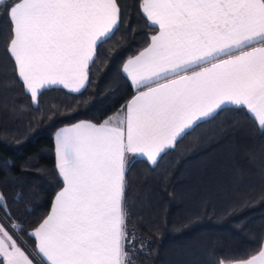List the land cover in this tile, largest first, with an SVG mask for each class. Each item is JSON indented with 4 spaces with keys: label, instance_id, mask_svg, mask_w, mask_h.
I'll list each match as a JSON object with an SVG mask.
<instances>
[{
    "label": "snow or ice",
    "instance_id": "snow-or-ice-1",
    "mask_svg": "<svg viewBox=\"0 0 264 264\" xmlns=\"http://www.w3.org/2000/svg\"><path fill=\"white\" fill-rule=\"evenodd\" d=\"M137 3L153 31L119 69L133 95L116 122L111 116L82 119L54 132L61 186L27 233L35 241L32 250L18 242L22 218L0 191V264H133L130 157L141 154L155 164L186 129L227 104L264 129V0ZM3 14L14 76L35 106L50 86L77 95L86 90L100 46L123 20L120 0H8ZM50 111V120L73 115ZM215 264H264V242L253 253L223 256Z\"/></svg>",
    "mask_w": 264,
    "mask_h": 264
},
{
    "label": "trees",
    "instance_id": "trees-1",
    "mask_svg": "<svg viewBox=\"0 0 264 264\" xmlns=\"http://www.w3.org/2000/svg\"><path fill=\"white\" fill-rule=\"evenodd\" d=\"M7 2L0 4V191L13 215L22 218L25 231L20 227L18 242L32 250L35 241L27 233L48 213L61 186L54 132L118 112L133 95L119 69L146 46L153 30L137 0H120L123 20L100 46L88 88L77 95L47 87L35 106L6 52ZM50 109L73 115L50 120ZM237 121L239 128L233 126ZM130 160L126 200L128 229L137 238L133 264H215L223 256L253 253L264 241V129L237 106H224L194 124L155 164Z\"/></svg>",
    "mask_w": 264,
    "mask_h": 264
},
{
    "label": "crops",
    "instance_id": "crops-1",
    "mask_svg": "<svg viewBox=\"0 0 264 264\" xmlns=\"http://www.w3.org/2000/svg\"><path fill=\"white\" fill-rule=\"evenodd\" d=\"M1 4V3H0ZM50 87H61V88H63L62 86H60V85H55V86H50ZM67 90V89H66ZM67 91H69V90H67ZM225 106H236V105H233V104H227V105H225ZM214 114V113H213ZM113 117V122H116V120L118 119V117L116 116L115 117V115L114 116H112ZM196 124V123H195ZM258 124V123H257ZM192 127V126H191ZM190 127V128H191ZM188 129H186L185 130V132L187 131ZM56 155V154H55ZM133 157H142V158H144L145 160H147L146 159V157L145 156H143V155H141V154H136L135 156H131L130 157V159L131 158H133ZM149 162V161H148ZM56 163H57V157H56ZM149 163H151V162H149ZM55 197V196H54ZM53 202V201H52ZM52 206V205H51ZM51 208V207H50ZM264 242V241H263ZM35 253L33 252V255H34Z\"/></svg>",
    "mask_w": 264,
    "mask_h": 264
},
{
    "label": "rangeland",
    "instance_id": "rangeland-1",
    "mask_svg": "<svg viewBox=\"0 0 264 264\" xmlns=\"http://www.w3.org/2000/svg\"><path fill=\"white\" fill-rule=\"evenodd\" d=\"M115 117H116V115H115ZM17 225H18V229H17V232H18L21 226H20L19 223H18ZM18 241H19V240H18Z\"/></svg>",
    "mask_w": 264,
    "mask_h": 264
},
{
    "label": "built area",
    "instance_id": "built-area-1",
    "mask_svg": "<svg viewBox=\"0 0 264 264\" xmlns=\"http://www.w3.org/2000/svg\"><path fill=\"white\" fill-rule=\"evenodd\" d=\"M16 228L18 229V225L16 226Z\"/></svg>",
    "mask_w": 264,
    "mask_h": 264
}]
</instances>
